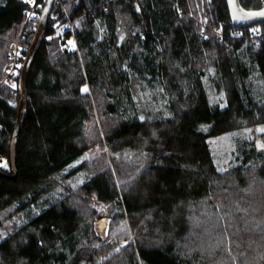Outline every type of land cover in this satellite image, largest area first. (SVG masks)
I'll use <instances>...</instances> for the list:
<instances>
[{"label":"trees","instance_id":"16d2710c","mask_svg":"<svg viewBox=\"0 0 264 264\" xmlns=\"http://www.w3.org/2000/svg\"><path fill=\"white\" fill-rule=\"evenodd\" d=\"M240 4L254 10L264 2ZM63 5L66 16L52 10L54 23H48L30 63L16 175L0 174V230L1 214L12 207L27 222L0 236V264L97 260L85 246L94 234L77 208L48 200L51 179L83 169L71 162L87 149L91 96L102 98L98 105L111 120L104 143L115 175L104 167L84 178L80 189L115 205L119 218L126 216L134 237L116 261L123 256L122 264H264V33L252 40L233 36L226 0ZM28 7L27 0H0V36L10 32L1 55L19 41L25 57L37 28L22 29ZM69 22L76 48L67 44L70 28L56 33ZM260 28L264 32V22ZM19 29L24 31L17 35ZM18 101V89L12 94L0 84V158L7 163ZM251 127L254 138L236 143V164L219 171L209 139ZM131 154L126 166L120 156ZM195 211L199 228L190 237ZM88 256L91 261H85Z\"/></svg>","mask_w":264,"mask_h":264},{"label":"rangeland","instance_id":"374dc122","mask_svg":"<svg viewBox=\"0 0 264 264\" xmlns=\"http://www.w3.org/2000/svg\"><path fill=\"white\" fill-rule=\"evenodd\" d=\"M66 6L63 5V12L66 16ZM260 27V24L254 25ZM23 29V28H22ZM22 29H19L18 33L21 34ZM69 30V25L61 24L58 25L56 33H63L65 30ZM71 38L68 41V47L76 48V43L73 35V25L71 27ZM10 32L6 35L0 36V49H4L3 43L4 40H8ZM252 40V39H251ZM20 43V42H18ZM12 44V43H11ZM9 45L8 51L4 54H0V84H6L12 94H15V89L19 90V101H20V85H19V74L24 58L20 63L14 64L12 62V54L14 53V45ZM21 44V43H20ZM22 46V44H21ZM3 50H0V53ZM25 51V50H23ZM21 48L15 50L14 55H19L21 53ZM27 52V50H26ZM25 52V54H26ZM22 56V55H21ZM19 56L17 60L21 57ZM16 68H13V67ZM17 66H20L18 68ZM16 69V70H13ZM11 76V77H10ZM89 92V90H88ZM90 95V94H89ZM220 95H211L212 100H217ZM91 111L90 117L86 124V130L84 133L83 142L87 144V149L84 152V155L79 159L72 161L71 166H80L82 165L83 169H80L76 174H69V172H64L62 175L51 179V190L48 193V197L52 204H58L59 202H65L71 206L77 208L80 213V217L83 218L90 225V230L94 234L92 239L88 238L86 241V248L94 250L96 253L97 260L93 264H122L124 257L122 256L119 261H116L114 257L120 256L126 248H129V242L133 239L134 233L131 230L130 224L124 216V218H119L115 210L117 207L108 203L99 202L94 196L84 194L81 189V183L84 178L94 174L96 171L105 167V169L110 168L115 175L113 157L110 154L108 147L104 143V132L108 130L109 123L111 120L104 117L102 112V98L99 96L95 98L91 96ZM18 101V102H19ZM148 107L153 108V104L149 103ZM252 140L254 138V128H245L241 131L234 130L230 132L223 133L219 136L209 139V147L214 160V164L219 171L226 170L230 166L235 165L236 162L233 160L234 150L236 143L242 139ZM136 154V153H134ZM132 156H120L123 160L122 162L126 166H131L129 158ZM236 156V155H235ZM69 170V169H67ZM65 170V171H67ZM68 174V175H65ZM124 182L128 181L127 179H122ZM117 187L120 189V183L116 182ZM121 200V198L119 197ZM47 203L48 201H44ZM67 204V205H68ZM221 210V209H219ZM202 214L205 213L204 210L200 211ZM194 217L190 222V237H194L196 234L195 230L199 228V221L195 220L196 215H199L197 211L193 213ZM218 214V211L216 212ZM22 211H17L16 209L9 208L3 214L2 223L3 228L0 230L1 237H7L15 233L20 227L27 224L24 218L21 217ZM207 215L206 217H208ZM195 231V232H194ZM186 239V238H185ZM127 246V247H126ZM129 250V249H128ZM91 257L93 256L90 255ZM88 256L85 261L90 260L91 257ZM95 257V258H96Z\"/></svg>","mask_w":264,"mask_h":264},{"label":"water","instance_id":"95a60500","mask_svg":"<svg viewBox=\"0 0 264 264\" xmlns=\"http://www.w3.org/2000/svg\"><path fill=\"white\" fill-rule=\"evenodd\" d=\"M54 0H47L44 9L42 10L41 19L36 28V31L33 35L31 44L25 54L20 74H19V85H20V102L18 106L17 118L14 126V130L12 133L11 143H10V162L3 165L0 168L1 175H7L6 172L10 170L14 171V175H16L15 168V144L18 139L24 113L26 111V80L27 75L30 68V63L35 52V49L40 41V39L44 36L48 23L50 21V13L53 8ZM228 12L232 23L235 26H252L258 23L264 22V5L258 9L247 10L242 7L240 4V0H226Z\"/></svg>","mask_w":264,"mask_h":264},{"label":"built area","instance_id":"2783aa9c","mask_svg":"<svg viewBox=\"0 0 264 264\" xmlns=\"http://www.w3.org/2000/svg\"><path fill=\"white\" fill-rule=\"evenodd\" d=\"M46 1L47 0H27L29 7L25 12L23 29L29 28L30 30L31 29L34 30V28L36 27V25H38V23L41 19V12L46 5ZM262 1L264 2V0H262ZM54 8L63 10V0H54ZM54 18L55 17H51L50 22L54 23ZM68 24H69V28L71 30L72 23L69 22ZM263 33L264 32H262L260 27H256L254 25L248 26V27H246V26L245 27L244 26H235L232 35L233 36H242L243 35V36L248 37L250 39H257ZM18 42L19 41H17L15 43L14 53H15V50H19L21 48L22 52L19 53V55H18V57H19V56L23 55L24 49L21 46V44ZM14 53L12 54L13 55L12 56V62L17 65V63H20L24 57L21 56L19 58V60H17L18 57H17V55H14ZM17 67L20 68V66H17ZM13 68H16V67H13ZM16 69H13V70H16ZM5 164H7L6 159L0 158V166H3Z\"/></svg>","mask_w":264,"mask_h":264},{"label":"bare ground","instance_id":"6f19581e","mask_svg":"<svg viewBox=\"0 0 264 264\" xmlns=\"http://www.w3.org/2000/svg\"><path fill=\"white\" fill-rule=\"evenodd\" d=\"M32 41V40H31ZM31 44V43H30ZM28 50V49H27Z\"/></svg>","mask_w":264,"mask_h":264}]
</instances>
